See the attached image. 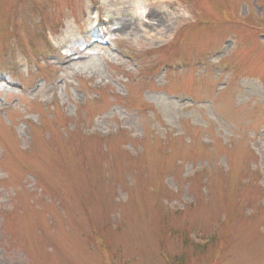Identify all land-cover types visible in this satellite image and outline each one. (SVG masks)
I'll return each instance as SVG.
<instances>
[{"label":"rangeland","instance_id":"374dc122","mask_svg":"<svg viewBox=\"0 0 264 264\" xmlns=\"http://www.w3.org/2000/svg\"><path fill=\"white\" fill-rule=\"evenodd\" d=\"M182 254L264 264V0H0V264Z\"/></svg>","mask_w":264,"mask_h":264},{"label":"trees","instance_id":"16d2710c","mask_svg":"<svg viewBox=\"0 0 264 264\" xmlns=\"http://www.w3.org/2000/svg\"><path fill=\"white\" fill-rule=\"evenodd\" d=\"M185 244H189L188 247H193L195 250L203 252L204 249L202 248H198V247H194L192 246L187 240L185 241ZM178 260H174L172 264H185L187 259H186V255L182 254L180 256V258H176Z\"/></svg>","mask_w":264,"mask_h":264},{"label":"bare ground","instance_id":"6f19581e","mask_svg":"<svg viewBox=\"0 0 264 264\" xmlns=\"http://www.w3.org/2000/svg\"><path fill=\"white\" fill-rule=\"evenodd\" d=\"M152 20H155L154 18H152ZM156 21V23L158 24V25H160L158 28L159 29H161V28H163L164 26H165V23H167V22H165L166 21V19H165V21H157V20H155ZM163 22H165V23H163ZM145 24H147L148 25V22H144ZM164 26H163V25ZM152 25V24H151ZM165 29V28H164ZM164 29H162L161 31H163ZM159 33V32H158Z\"/></svg>","mask_w":264,"mask_h":264}]
</instances>
